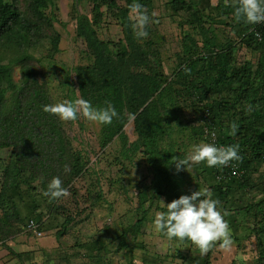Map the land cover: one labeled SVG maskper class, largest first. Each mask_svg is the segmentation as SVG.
<instances>
[{"label": "rangeland", "instance_id": "374dc122", "mask_svg": "<svg viewBox=\"0 0 264 264\" xmlns=\"http://www.w3.org/2000/svg\"><path fill=\"white\" fill-rule=\"evenodd\" d=\"M218 1L202 0L199 7L192 10L175 7L169 0H153V9L148 14L151 17L155 12L157 15L152 17V21L158 23L151 22L148 37L139 41L145 45L153 42L151 60L168 78L182 63L209 54L204 43L207 38H217L222 45L232 49L231 59L226 64L228 75L238 73V76L233 84L216 92L214 99L236 100L245 95L244 85L240 82L244 69L250 66L255 70L254 76L264 74V41L261 47L253 41L239 43L241 22L236 21L233 8L225 3L214 8ZM26 2H18L23 12H27ZM115 3L123 6L126 2L115 0ZM109 8L102 0L104 18L102 24L95 27L98 36L114 43L119 40L125 42V31L113 9ZM46 12L54 17V29L60 34L59 52L51 49V38L45 37L50 32L46 30L41 36L33 35L30 40L22 42L33 56L32 62L39 69V78L47 83L54 102L59 103L68 100L67 74L70 73L75 82L74 69L91 61L87 44L77 36L76 26L81 15L93 20V0H52ZM197 15L200 16L196 18ZM12 51V48L6 50L7 57L13 56ZM200 62L198 69L203 72L199 80H206L202 81L203 85L209 88V71L219 77V70L209 69L211 62L208 59ZM20 77L21 67L15 65L14 78L19 80ZM253 81L254 88L260 87L259 77ZM182 84L172 82L164 94L161 92L163 95H157L167 99L171 106L168 116L176 127L170 138L188 145L184 149L186 156L194 145L200 143L226 146L218 141L221 135L223 138L227 135L211 131L201 121L202 116L210 113L208 104L204 101L193 104L188 95H183L185 88ZM179 93L182 100L175 107L170 97ZM77 95L81 98L79 91ZM63 125L74 147L88 155L85 158L89 161V169L67 187L70 193L67 197L52 202L39 190H31L38 185L37 182L28 181V184L2 195L4 171L3 167L0 168V217L19 230L17 235L5 240L0 233V264H264L263 160H253L247 171L235 161L218 168L208 167L206 162H202L193 164L189 172L184 170L188 181L186 190L190 195L193 191L207 188L212 192V198L220 201L218 208L229 213L225 219L230 225L233 240L230 250H222L217 244L207 255L201 256L190 240H169L156 230V214L166 212V204L173 200L151 196V175L140 152L126 156L121 137H115L104 146L102 124L89 121L82 114H78L76 121H63ZM192 126H199V131L193 133ZM200 128H204V132H200ZM124 131L130 142L137 139L133 120L126 124ZM244 154L248 156L250 153ZM0 155L7 157L8 150L0 149ZM5 163L2 162L3 166ZM220 175L237 177V182L245 177L249 184L235 182L232 194L225 196L226 186L220 182L223 181ZM143 212L147 218L139 225ZM36 217L41 219L42 236L26 230L27 221ZM69 217L72 220L67 223Z\"/></svg>", "mask_w": 264, "mask_h": 264}, {"label": "trees", "instance_id": "16d2710c", "mask_svg": "<svg viewBox=\"0 0 264 264\" xmlns=\"http://www.w3.org/2000/svg\"><path fill=\"white\" fill-rule=\"evenodd\" d=\"M103 1L109 5L110 10L113 9V14L125 31L126 40L114 43L98 36L95 27L102 24L104 12L101 10L102 0H93L95 13L93 20L81 15L77 18L76 26L77 36L86 42L91 61L74 69L75 82L71 79L70 73L67 74L68 100L78 98L79 91L81 98L90 101L94 107H105V101H110L114 105L120 118H114L110 125L102 124V143L105 146L115 137H121L126 156L138 152L144 156L151 175L149 186L153 198L159 196L174 200L181 195H190L186 190L188 184L186 173L184 170L177 172L173 163V157H186L184 149L188 145L170 138L176 127L168 116L171 106L167 99L157 97L158 94H164L172 82L183 83L185 88L183 95H188L193 104L201 101L208 104L210 113L202 116L201 121L211 131L217 130L220 134L227 135L226 138L222 135L219 137V144L240 145L239 154L243 159L235 161L238 165L247 171L253 160L264 161V74H257L255 77V70L249 66L240 77V82L244 85L242 89L245 91L244 97L236 100L214 99L216 92L225 89L223 86L236 81L238 73L228 75L226 68L227 61L231 59L232 49L222 45L217 38H207L204 48L209 50V54L182 63L180 68L173 71L172 76L165 78L150 57L153 55L151 46L153 42L143 44L134 36L130 27L128 6L133 0H125L123 6H119L115 0ZM201 1L169 0L175 7L192 10L199 7ZM18 2L19 0H0V149L8 150L7 157L0 155V168L3 167L4 171L1 188L2 195H6L20 188L22 184H28V181L37 182L38 185L33 186L31 190H39L38 192L44 195L54 177H59L63 187L67 188L75 178H79L89 169V161L85 158L88 156L86 152H80L74 147L63 121L58 116L43 111V106L55 103L54 98L47 83L39 78V69L32 62L33 56L22 42L30 40L33 35L41 36L46 30L50 32V35L45 37L51 38V49L59 52L60 34L54 29V17L51 18L46 12V7L52 0H27V12L20 9ZM138 2L148 9L147 13H151L153 0ZM223 3L225 0H219L214 8L221 7ZM198 16L200 15L196 18ZM240 22L238 42L253 41L261 47L264 41V22L258 24H248L243 20ZM252 29L261 33V39ZM150 30L151 28L147 27V31ZM9 43L16 45H7ZM7 47L13 49V56L7 57L6 50L9 49ZM207 59L211 62L209 69L219 70L217 77L207 69L209 88L203 85L206 80H199V75L203 71L198 69L200 60ZM15 65L21 67L19 80L14 78ZM185 69H190V74ZM257 77L261 85L254 88L252 81ZM170 99L173 106H178L182 94H171ZM130 120H133L137 134V139L133 142L129 141L124 131ZM233 121L239 124L234 136L229 134ZM191 131L196 133L199 126H192ZM200 132H204V128H200ZM245 152L250 154L246 156ZM3 161H6L5 166L2 164ZM222 175L219 178L223 181L220 182L226 186L223 194L228 196L232 194L237 177L228 175L221 177ZM239 180L240 182H237L239 184L246 186L249 184L245 177ZM44 197L52 202L57 201L45 195ZM146 215V212H143L138 220L139 225L144 223ZM30 220H35L43 230L40 217L39 219L36 217L27 221L28 232L34 234L27 228ZM70 220L71 217L66 222ZM0 233L4 235L5 240L17 235L19 230L15 229L14 224L11 225L0 217Z\"/></svg>", "mask_w": 264, "mask_h": 264}, {"label": "clouds", "instance_id": "9594fccd", "mask_svg": "<svg viewBox=\"0 0 264 264\" xmlns=\"http://www.w3.org/2000/svg\"><path fill=\"white\" fill-rule=\"evenodd\" d=\"M225 5L233 8L237 22L242 20L248 24L264 22V0H225ZM128 7V19L134 36L138 40L147 38L148 25L151 22L158 23L152 21V17L157 14L153 12L150 17L145 6L138 0H133ZM185 71L190 74V69ZM105 105L94 107L90 101L76 98L45 105L43 111L58 116L62 121H76L78 114H82L89 121L110 125L114 118H120V114L110 101H105ZM238 129L239 124L231 122L229 134L234 136ZM239 152V144L218 147L213 143H200L194 145L186 157H173V163L177 172L188 171L193 164L202 162H206L208 167L228 166L232 161H242ZM69 194V190L63 187L59 177H54L44 192L45 196L53 200L67 197ZM212 195V192L205 188L174 199L166 204V212L156 214L154 220L156 230L162 232L169 240L173 238L181 241L190 240L199 249L201 256L207 255L217 244L222 250H230L233 240L230 225L225 219L229 213L218 208L220 201L213 199Z\"/></svg>", "mask_w": 264, "mask_h": 264}, {"label": "built area", "instance_id": "2783aa9c", "mask_svg": "<svg viewBox=\"0 0 264 264\" xmlns=\"http://www.w3.org/2000/svg\"><path fill=\"white\" fill-rule=\"evenodd\" d=\"M256 31V36L261 39V33H259L256 29H252ZM27 228L29 231H32L35 235L37 236H42L43 235V231L39 228V224L35 221V220H30Z\"/></svg>", "mask_w": 264, "mask_h": 264}]
</instances>
